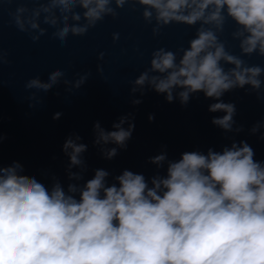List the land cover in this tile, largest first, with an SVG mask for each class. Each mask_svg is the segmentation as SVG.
Instances as JSON below:
<instances>
[{"label": "clouds", "instance_id": "1", "mask_svg": "<svg viewBox=\"0 0 264 264\" xmlns=\"http://www.w3.org/2000/svg\"><path fill=\"white\" fill-rule=\"evenodd\" d=\"M14 2L8 23L33 42L52 28L51 38L67 45L70 36H86L105 17L117 19L126 5L142 9L153 37L173 24L195 28L187 47L152 51L149 66L130 82L133 106L149 90L167 103L178 99L182 107L202 93L215 101L210 113H224L211 123L239 134L244 128L235 120L236 104L225 102V93L243 89L264 101V66L244 59L264 57V0H4ZM228 21L235 26L231 36L238 41V55L220 39ZM112 39L116 42L119 33ZM8 55L0 47V66L11 63ZM64 77L65 70L56 68L46 81L36 76L25 88L48 93L63 82L70 91L69 85L79 89L87 80V75L74 83ZM154 119L149 114V122ZM134 121V114L122 115L111 131L94 123L93 144L104 159L127 149ZM261 129L264 118L249 131L264 140ZM4 139L0 134V144ZM81 140L70 134L62 146L69 181H82L87 171L88 145ZM254 157L247 141L234 139L221 151H185L177 160L162 150L148 162L157 169L167 163L166 175L157 173L150 184L128 169L109 184L110 173L95 169L91 179L69 183L66 191L55 175L49 187L26 174L19 161L5 166L0 160V264H264V161Z\"/></svg>", "mask_w": 264, "mask_h": 264}, {"label": "water", "instance_id": "2", "mask_svg": "<svg viewBox=\"0 0 264 264\" xmlns=\"http://www.w3.org/2000/svg\"><path fill=\"white\" fill-rule=\"evenodd\" d=\"M16 6L15 2L6 4L0 0V47L8 52L11 61L0 66V134L5 137L0 144V160L5 166L19 161L26 174L37 175L49 187L50 177L55 175L66 191L69 183L83 184L91 179L95 169L110 173L109 184L125 169L143 174L150 184L151 177L157 173L166 175L167 163L157 169L148 162L149 157L162 150H166L169 160L179 159L185 151L199 150L206 154L209 147L221 151L224 146L230 147L233 139L247 141L255 151L254 158L264 161V140L259 138L260 133L252 135L249 131L264 118V101H258L254 93L246 94L239 89L222 97L225 102L236 104L235 120L244 128L239 134L225 133L211 123L213 116L224 113H210L208 106L215 101L206 99L202 93L194 95L186 107L178 99L167 103L162 94L152 90L141 98V104H131L130 82L149 66L152 51L160 47L173 51L187 47L195 28L173 24L153 37V25L145 24L142 9L133 11L126 5L118 10L117 19L105 17L86 36H70L67 45L62 46L59 40L51 38L52 28L38 42H33L26 33L10 26L8 11ZM234 27L228 21L220 39L238 55V41L231 36ZM113 33H119L116 42ZM101 52L103 59L98 58ZM244 59L250 65L264 66V57L254 54ZM98 66L102 71H97ZM56 68H63L64 79L73 83L85 75L87 80L79 89L69 85L70 91L65 90L63 82L48 93L25 88L33 77L40 76L46 81ZM32 92H36L34 99ZM136 98H140L139 93ZM57 112L62 115L54 120ZM128 113L134 114L135 130L127 149L119 150L111 160L104 159L93 144L94 123L99 121L111 131L112 124ZM149 114L155 115L154 121L149 122ZM70 134H78L81 142L88 145L83 154L87 171L79 182L69 181L66 174L69 161L62 146Z\"/></svg>", "mask_w": 264, "mask_h": 264}]
</instances>
